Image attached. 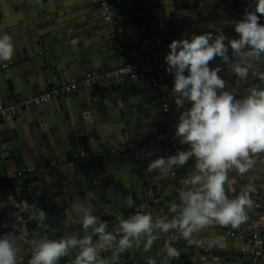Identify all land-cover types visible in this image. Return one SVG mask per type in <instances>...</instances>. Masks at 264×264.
<instances>
[{"label":"water","instance_id":"1","mask_svg":"<svg viewBox=\"0 0 264 264\" xmlns=\"http://www.w3.org/2000/svg\"><path fill=\"white\" fill-rule=\"evenodd\" d=\"M107 2L114 14L112 20H106L100 0H0V34H10L15 47L12 59L0 62V67L11 65L0 70V101L44 92L90 70L115 69L121 53L127 58L125 62L141 69L150 65L164 89L160 92L152 75L143 71L138 81L116 76L63 92L47 103L24 106L16 115H0V201L12 196V185L3 179L14 169L19 201L26 200L47 213L43 225L29 221L28 213H23L27 225H22L16 222L17 209L10 203L0 207V234L13 235L17 255L31 244L29 227L37 239L47 237L56 218L77 220L73 208L77 202L101 219L112 215L118 221L124 210L132 208L171 218L164 213L169 208L166 198L178 193L183 183L171 172H147V165L164 156L167 149V144L160 145L167 136L159 139L160 128L168 124L160 120L162 105L169 108L174 136L183 110L169 95L173 74L166 71L164 61L168 44L192 33L214 31L213 24L234 38L238 35L234 22L246 10L254 9V0ZM115 42L123 46V52L114 47ZM209 63L221 65L219 75L238 96L248 87L264 83L259 79L264 62L256 66V75L250 72L247 82H238L219 57ZM176 139L180 150L189 147ZM254 160L248 172L229 173L225 185L230 197L250 189L252 204L246 210L247 220L235 228L229 225L239 237L227 235L228 226L212 223L193 234L194 239L204 242L199 247L188 245L175 233L165 234L146 254L126 251L119 264H144L145 256H153L161 264L159 249L166 240L181 251L173 264H252L248 224L264 220V154ZM192 167L190 159L178 171V178L185 179ZM221 240L226 244L221 245ZM103 254L108 257L111 252ZM256 264H264V252Z\"/></svg>","mask_w":264,"mask_h":264},{"label":"clouds","instance_id":"2","mask_svg":"<svg viewBox=\"0 0 264 264\" xmlns=\"http://www.w3.org/2000/svg\"><path fill=\"white\" fill-rule=\"evenodd\" d=\"M264 0H254V9L246 10L234 22L238 35L229 38L222 29L192 33L190 37L173 39L164 57L166 71L173 74L169 95L179 113L175 136L186 150L160 156L147 165V172L168 174L176 167H184L191 159L193 167L179 191V203L169 205L173 215L154 217L151 211H137L125 218L117 217L116 231L84 204L73 205L83 235H66L60 239L47 237L30 241L32 255L28 264H59L63 257H71V264H119L126 251L148 253L162 235L175 233L188 245L197 247L204 242L193 238L202 227L216 223L238 227L247 220L246 210L252 204L249 188L236 197L226 193L229 173L244 174L254 165V157L264 154V83L248 87L239 96L219 75L221 65L211 66L219 57L238 82H247L250 72L264 62ZM227 40V44L225 41ZM231 49V52L230 50ZM13 37L0 34V62L14 56ZM264 82V73L259 74ZM165 90L166 86H165ZM188 105L187 107H184ZM11 204L18 224L28 220L43 225L47 213L26 200L0 201V207ZM102 251L111 255L102 257ZM18 249L10 233L0 234V264H17ZM161 264H173L181 251L166 240L159 249ZM144 264H157L153 256H145Z\"/></svg>","mask_w":264,"mask_h":264},{"label":"built area","instance_id":"3","mask_svg":"<svg viewBox=\"0 0 264 264\" xmlns=\"http://www.w3.org/2000/svg\"><path fill=\"white\" fill-rule=\"evenodd\" d=\"M102 7L104 9L105 18L106 20H112L113 18V12L111 10V4L107 2V0H100ZM262 24H264V16L262 19ZM116 36L113 34L112 38H115ZM115 48L120 49L121 52H123V46L119 42H115L114 44ZM126 56L121 53V61L117 68L115 69H108V70H90L88 72L82 73L79 76L73 77L68 82H63L59 86H55L52 89H47L44 92L35 93L32 95L27 96L26 98H22V100L19 102L16 99L10 102H3L0 101V115L3 117H7L10 115H16L19 111L22 110V107H30L38 104H43L50 102L54 96H57L63 92H71L76 91L78 89H81L83 87H88L97 83H100L108 78H113L116 76H129L131 79L138 81L140 79L141 73L144 71L148 74L152 75V83L159 88L160 92H164V89L162 86L159 85L158 80L155 76V71L150 65H143V69H141L138 65L134 63L125 62ZM10 63L3 64L0 67V70L5 69L8 67ZM49 90V91H48ZM162 114L160 116V120L167 124V149L164 152V156H167L171 153H175L176 151L180 150V148L177 145V139L174 135H172V131L174 129V126L169 123V108L167 104L162 105ZM84 156V154H82ZM183 167H176L173 170H171V174L176 176V179H178L179 183H183L184 178H178L177 174L179 170H182ZM17 177V173L15 170H11L7 173V175L4 177L3 181L6 182V184H11V194L15 198L16 201L19 202V198L17 196L18 193V187L16 184H14V179ZM1 181V180H0ZM264 189V185H263ZM256 207H259V203L256 204ZM22 225H27V222L24 221ZM248 229L251 233L248 244L252 248V264H256L259 260V258L263 255L264 252V220L261 219H255L248 224ZM230 235H236V232L228 230L227 231ZM32 232L28 231L27 235L31 236ZM239 235V233L237 232ZM32 254V253H31Z\"/></svg>","mask_w":264,"mask_h":264},{"label":"crops","instance_id":"4","mask_svg":"<svg viewBox=\"0 0 264 264\" xmlns=\"http://www.w3.org/2000/svg\"><path fill=\"white\" fill-rule=\"evenodd\" d=\"M89 1L91 2V0H89ZM10 66L11 65L6 67L5 69H8ZM102 70H108V69L105 68V69H102ZM13 100H15V99H12L11 101H13ZM16 100L20 102L22 100V97L18 96L16 98ZM0 129H1V124H0ZM160 131L161 132L159 134L160 135L159 139L163 138L165 136V134L167 132V124H164L163 127L160 128ZM166 143L167 142H161L160 145L164 146ZM178 193H175V194L167 197L165 203L170 205L171 203L176 202L178 204L179 203L177 201ZM152 206L154 207V205H152ZM123 213H124L123 216L125 218H127L128 216L135 214L136 211H134V209L132 208V209L124 210ZM159 213L160 212H158L156 214L159 215ZM164 213H168L170 215H173L172 213H170L169 208L164 210ZM102 220L106 221L108 223L109 230H111L113 232L116 231L115 226L118 224V221L115 220L114 216L109 215V216L103 217ZM63 223H66V225H67L66 228L63 227ZM227 229L236 232L235 236L239 237V235L237 234L238 231L233 229L231 226H228ZM28 230L32 232V234L30 236L31 240L36 239V237L34 236V233H33V229L29 227ZM72 234H76V235H80V236H82L84 234L83 230H82L81 223L78 220H75V219H69L68 218V219H66V221H63V220L61 221L60 218H56V220L54 221V228L47 234V238H49V239H60V238H62L64 236H66V235H72ZM227 235H229L228 232H227ZM219 243L221 245H225L226 244V242L223 241V240H221ZM32 247H33L32 244H30L29 248H26L24 251H21V253H19L17 255V264L18 263L19 264H26V262L31 258ZM101 256L105 257L104 254H103V251L101 252ZM63 258L64 259H63L62 263L59 262V264H71V258L70 257H63Z\"/></svg>","mask_w":264,"mask_h":264},{"label":"trees","instance_id":"5","mask_svg":"<svg viewBox=\"0 0 264 264\" xmlns=\"http://www.w3.org/2000/svg\"><path fill=\"white\" fill-rule=\"evenodd\" d=\"M177 197H178L177 201L179 202V195H178ZM63 259H64V258H61V260H60L59 262L62 263ZM28 261H29V260H28ZM28 261L26 262V264H28Z\"/></svg>","mask_w":264,"mask_h":264}]
</instances>
